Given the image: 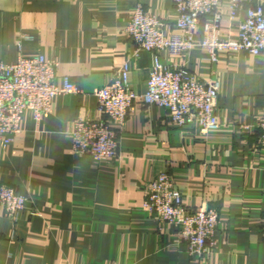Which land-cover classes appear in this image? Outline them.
I'll use <instances>...</instances> for the list:
<instances>
[{
    "label": "crops",
    "instance_id": "1",
    "mask_svg": "<svg viewBox=\"0 0 264 264\" xmlns=\"http://www.w3.org/2000/svg\"><path fill=\"white\" fill-rule=\"evenodd\" d=\"M139 4L177 32L174 0H0V60H17L24 35L25 54L57 60L56 83L68 78L82 90L57 95L39 121L26 110L14 140L0 145V181L29 198L15 219L0 205V264H264V153L255 151L264 53L223 51L216 62L200 47L135 56L126 28ZM220 9L221 37L237 39L244 8L234 18L228 0ZM155 53L220 81L219 128L179 127L165 109L138 99L116 159L76 152L74 123L103 117L95 91L128 60L130 87L145 92ZM164 170L188 208L219 211L217 245L203 258L144 209L145 183Z\"/></svg>",
    "mask_w": 264,
    "mask_h": 264
},
{
    "label": "built area",
    "instance_id": "2",
    "mask_svg": "<svg viewBox=\"0 0 264 264\" xmlns=\"http://www.w3.org/2000/svg\"><path fill=\"white\" fill-rule=\"evenodd\" d=\"M223 0H174L178 13L177 32L169 33L164 22L139 4L126 28L135 44L134 54L142 51L168 50L172 54L204 48L212 62L223 51H247L257 56L264 53V0H228L230 16L245 14L239 23L237 39L221 37ZM205 20L202 22V20ZM200 32L201 38L195 39ZM22 35L17 44L20 53L15 62L0 60V145L6 147L20 131L22 116L30 110L36 121L47 114L53 99L59 94H80L82 90L68 78L63 85L56 83L59 62L42 53L27 55L22 50ZM130 65L126 60L114 77L95 94L98 110L103 117L77 120L70 137L73 148L80 154H91L98 160L118 157L120 133L136 100L144 106L157 105L169 114L179 127L197 125L202 134L220 126L216 116L220 81L202 79L193 74L187 64L167 65L155 53L149 70L145 92H135L129 84ZM260 129L255 151L264 153V112L259 116ZM144 209L160 224L174 226L190 255L203 258L216 245L219 211L214 206L188 208L166 170L148 179L144 186ZM28 196L17 192L10 184L0 181V205L7 217L15 219L25 207Z\"/></svg>",
    "mask_w": 264,
    "mask_h": 264
}]
</instances>
